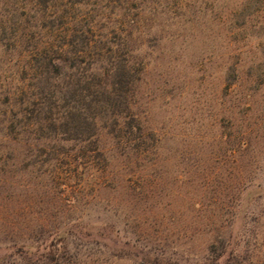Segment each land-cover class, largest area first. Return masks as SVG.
<instances>
[{
    "label": "rangeland",
    "instance_id": "1",
    "mask_svg": "<svg viewBox=\"0 0 264 264\" xmlns=\"http://www.w3.org/2000/svg\"><path fill=\"white\" fill-rule=\"evenodd\" d=\"M72 19L77 49L106 56L76 64L54 113L97 136L38 129L57 83L35 54ZM119 62L97 95L88 79ZM65 233L72 264H197L224 240L264 264V0H0V264Z\"/></svg>",
    "mask_w": 264,
    "mask_h": 264
},
{
    "label": "trees",
    "instance_id": "2",
    "mask_svg": "<svg viewBox=\"0 0 264 264\" xmlns=\"http://www.w3.org/2000/svg\"><path fill=\"white\" fill-rule=\"evenodd\" d=\"M53 5H55V2H53ZM54 7L55 6H53V8ZM55 17L62 20L67 16L66 14L56 13ZM78 24H79V21L76 22L74 19H72L71 26H67L65 28H63L64 27L63 26L59 28V30L55 32V35H56L55 39L49 45H47L46 47H43V49H39L36 51L35 56L37 55L39 57V58L37 57L36 59L37 63L39 64V67H37L38 72L41 69L39 73H41L45 77L49 76L51 78V76H54V78L56 79V83H57L55 84V86L51 85L52 89H55V93L54 92L52 93L51 91L50 99L47 102L45 100L46 99L45 97H47V95L42 97L44 94L42 93L40 94L42 97L40 100V104L43 107L41 108V110L43 111L44 109H46L48 114L50 113L51 116L50 117L47 116L45 119L43 118L42 120L38 122L39 130H43L44 126L42 124L47 123L46 127L48 126L47 128L54 130V132H58V130H63L64 131L63 133H69V132L70 133H81V132L88 133L89 128L92 127V129L95 130L93 135H96V131H97L96 123L81 124L79 122L78 123L74 122V118L77 115L72 111L64 114L62 117H58V115L54 113V109L56 108L55 95H56V91L58 90L57 88L63 87L65 85V88L68 90V88L70 89L73 85L78 86L80 83H82V80L80 79L73 80V78H75L76 76L73 74L72 71L73 69H75L76 64L78 65L84 62H88V64H90V66L92 67L93 63L103 64V58L106 56V54H102L103 53L102 50H100V52L98 51L99 53L96 52L94 54L92 52V48L88 46V44L85 43V41L81 42L80 48L78 47L79 49H77L79 42L76 43V41H78V38L80 35H81L80 38L83 37L84 35L83 28L79 29L77 26ZM97 64H96V67H97ZM95 70L96 71H94L93 75L88 80H91V84H93L95 88L97 87V91H96L97 95H101V96L102 95L104 96L113 95L116 89L113 88L114 90L112 89L113 91L111 93L107 92V86H108L107 83H109L110 80L123 81L125 66L123 69L121 62H119V63H116V65L112 66L111 68H107L101 65L100 68L98 69L96 68ZM130 72H131V67H129V75H130ZM115 86H116V83H115ZM52 96H53V100H52L53 102H51ZM92 97L94 99L96 95H93ZM128 108L129 106L126 105V110H125L126 112L124 114L127 117L128 111H129V119H130V108L129 109ZM53 115L57 117H54ZM107 229L109 230V228ZM65 234L66 235L57 236L62 239V241L58 242V243H62V248H60L59 250L58 248H53L51 250L52 254L46 255L47 257L50 258L51 262L56 261L55 256L57 255L58 251L62 250L61 254L62 256H64L63 258H65L64 263L65 264H72V262L74 263L73 256L68 255L70 253V250L68 249L70 245V242L68 240L69 239L68 235H72V233H65ZM78 235H79V239H87L86 237L95 238L97 236V234H95L94 232L91 234L83 235V229ZM98 235L104 236L105 234H98ZM106 239L108 242L111 241L115 245L118 244L117 240L113 241L112 239L111 240L108 239V237ZM57 240L58 238H56L54 242ZM121 245L123 249L120 251V253L125 252L129 248V242L121 243ZM105 246H108V243H105ZM211 247L215 249L214 245H212ZM229 247H232V250L230 251L231 260L236 262L237 264H241L246 261H253V259L250 257H244L242 259H239L236 253L239 247V243H235L234 246H232L230 242H227L224 240L222 242V250H220L221 251L220 253L216 254V252L211 251L210 256L205 257V259L201 260L197 264H221L220 261L226 256L229 250L228 249ZM19 253L23 261L27 262L28 264H38L40 261H42V259L46 258L45 255L38 256L36 253H31V251H28L24 247L19 250ZM115 256L120 260L129 259V255L127 254L125 255L124 253L117 254Z\"/></svg>",
    "mask_w": 264,
    "mask_h": 264
}]
</instances>
